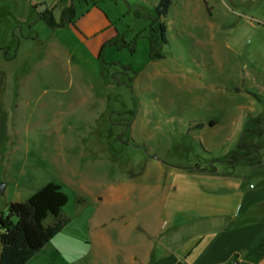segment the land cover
Instances as JSON below:
<instances>
[{
	"label": "rangeland",
	"instance_id": "obj_1",
	"mask_svg": "<svg viewBox=\"0 0 264 264\" xmlns=\"http://www.w3.org/2000/svg\"><path fill=\"white\" fill-rule=\"evenodd\" d=\"M137 1L31 0L16 8L0 0V57L12 59L0 66V184L13 180L0 190L1 211L55 183L71 199L63 211L72 215L75 192L67 180L73 160L115 169L114 157L129 173L150 167L146 177L156 181L154 163L190 166L203 162L206 148L246 153L254 138L253 159L264 161V0H173L161 19L163 46L154 24L161 0ZM72 6V25L52 30L41 19L51 12L61 22ZM152 46L163 59H151ZM119 64L136 73L131 86ZM8 87L16 93L9 94L15 117H24L22 126L14 117L21 133L9 141ZM245 92L259 96L252 98L260 119L240 121L252 113ZM211 120L220 123L217 130L188 131ZM214 132L217 141L205 145L203 138ZM248 161L239 159L235 170H247ZM22 167L36 172L30 184ZM54 222L50 217L45 225ZM48 251L53 262L52 246Z\"/></svg>",
	"mask_w": 264,
	"mask_h": 264
},
{
	"label": "crops",
	"instance_id": "obj_2",
	"mask_svg": "<svg viewBox=\"0 0 264 264\" xmlns=\"http://www.w3.org/2000/svg\"><path fill=\"white\" fill-rule=\"evenodd\" d=\"M29 1L8 0V5L27 7ZM0 62L5 68L12 59L3 56ZM11 90L8 87V141L21 133L13 125L17 104L9 97L16 94ZM244 94L252 113L243 115L246 118L240 121L260 119L263 114H255L254 98L248 92ZM23 119V115L15 117L20 126ZM199 124H205L201 132L217 130L220 125L211 120L195 124L188 131L198 129ZM243 129L237 131L238 136ZM217 136L210 134L207 140L202 137L203 142L217 141ZM257 144L254 138L249 140L250 150L238 157V149L221 152L206 148L203 162L195 161L190 166L154 163L159 175L156 181L146 177L150 167L129 173L114 157L110 162L115 169L102 161H70L67 185L75 192V209L72 215L63 211L70 222L27 264H264V161L253 159L258 149L253 146ZM15 152H9L8 158ZM221 155L222 160H213ZM241 158L250 160L251 166L238 172L234 165ZM3 164L0 150V167ZM21 174L26 175L24 183L30 184L36 172L22 167ZM11 181L4 179L5 191ZM11 203L0 214H6ZM51 246L53 262L48 253ZM1 251L0 243V255Z\"/></svg>",
	"mask_w": 264,
	"mask_h": 264
},
{
	"label": "trees",
	"instance_id": "obj_3",
	"mask_svg": "<svg viewBox=\"0 0 264 264\" xmlns=\"http://www.w3.org/2000/svg\"><path fill=\"white\" fill-rule=\"evenodd\" d=\"M172 3L173 0H161L155 6L157 19L154 20V24L157 26L162 46L167 45L168 40L166 39L167 25L161 19L168 15ZM41 19L46 22L50 29H60L74 24L75 8L72 6L66 9L61 22H57L51 12L42 14ZM111 45H117V40H114ZM131 50L134 52V49ZM154 50L155 48L152 46V60L164 58L162 52L155 54ZM119 66L124 75L128 76L129 86H131L136 73L129 67L121 64ZM248 94L260 101L258 95L251 92ZM214 124V122L210 123L211 126ZM204 127L205 124L197 125L198 129ZM243 154L245 153H237V155ZM68 202L69 197L62 190V187L55 183H49L33 194L26 202L11 203L7 213L0 214V243L2 245L0 264H27L32 260L69 224L70 219L63 214ZM50 217H53L55 222L53 225L46 226L45 222Z\"/></svg>",
	"mask_w": 264,
	"mask_h": 264
},
{
	"label": "water",
	"instance_id": "obj_4",
	"mask_svg": "<svg viewBox=\"0 0 264 264\" xmlns=\"http://www.w3.org/2000/svg\"><path fill=\"white\" fill-rule=\"evenodd\" d=\"M5 188H6V184L5 183L0 184V190H1V192H4L5 191ZM235 264H241V263L236 262Z\"/></svg>",
	"mask_w": 264,
	"mask_h": 264
}]
</instances>
